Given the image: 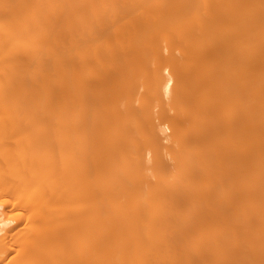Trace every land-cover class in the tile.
<instances>
[{"label": "bare ground", "instance_id": "obj_1", "mask_svg": "<svg viewBox=\"0 0 264 264\" xmlns=\"http://www.w3.org/2000/svg\"><path fill=\"white\" fill-rule=\"evenodd\" d=\"M0 264H264V0H0Z\"/></svg>", "mask_w": 264, "mask_h": 264}, {"label": "rangeland", "instance_id": "obj_2", "mask_svg": "<svg viewBox=\"0 0 264 264\" xmlns=\"http://www.w3.org/2000/svg\"><path fill=\"white\" fill-rule=\"evenodd\" d=\"M169 73V71H167V74Z\"/></svg>", "mask_w": 264, "mask_h": 264}]
</instances>
